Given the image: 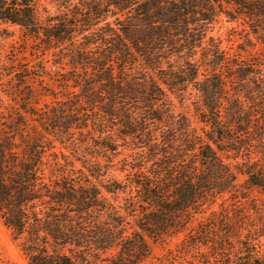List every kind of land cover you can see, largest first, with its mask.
Wrapping results in <instances>:
<instances>
[{
  "label": "trees",
  "instance_id": "obj_1",
  "mask_svg": "<svg viewBox=\"0 0 264 264\" xmlns=\"http://www.w3.org/2000/svg\"><path fill=\"white\" fill-rule=\"evenodd\" d=\"M0 23L36 47L0 98L27 264H141L182 233L188 264H264L252 208L197 218L236 172L264 191V0H0Z\"/></svg>",
  "mask_w": 264,
  "mask_h": 264
},
{
  "label": "rangeland",
  "instance_id": "obj_2",
  "mask_svg": "<svg viewBox=\"0 0 264 264\" xmlns=\"http://www.w3.org/2000/svg\"><path fill=\"white\" fill-rule=\"evenodd\" d=\"M232 25L223 22L219 34L225 39L227 31ZM32 39L24 36L20 29L0 23V98L3 99L6 107L15 105V102L10 100L6 95L7 86L4 83L8 80V74L13 66L20 61V64L26 61L34 63L33 49H36ZM22 62V63H21ZM2 84V85H1ZM44 101H48V97H43ZM190 113L193 114V106L190 105ZM230 162V160H228ZM236 172V171H235ZM245 175L236 172L237 183V202L230 198V194H224L216 198L213 202H208L203 206L202 213L197 215L198 220L209 217L211 212L219 211L221 208L227 207L229 212L240 210L245 211V208L250 209L249 220L254 225H260L264 222V191L258 189H248L245 184ZM244 198V199H242ZM243 204V205H242ZM222 205V206H221ZM244 207V208H242ZM258 212H257V209ZM239 214V212H238ZM194 223V225H196ZM185 236L180 234L178 239L173 240L170 244L155 245L152 254L141 264H188L184 260H192L193 256H199L195 252H190L189 255L178 253L176 247L180 240ZM182 255V257H181ZM0 264H27L26 259L22 255L17 242L13 239L11 231L0 220Z\"/></svg>",
  "mask_w": 264,
  "mask_h": 264
}]
</instances>
